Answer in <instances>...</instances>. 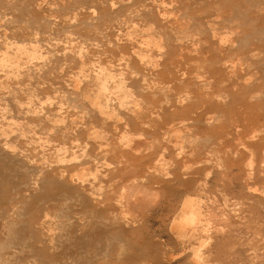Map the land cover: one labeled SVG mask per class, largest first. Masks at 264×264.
Masks as SVG:
<instances>
[{"label":"rangeland","instance_id":"1","mask_svg":"<svg viewBox=\"0 0 264 264\" xmlns=\"http://www.w3.org/2000/svg\"><path fill=\"white\" fill-rule=\"evenodd\" d=\"M1 155L0 264H264V0H0Z\"/></svg>","mask_w":264,"mask_h":264},{"label":"bare ground","instance_id":"2","mask_svg":"<svg viewBox=\"0 0 264 264\" xmlns=\"http://www.w3.org/2000/svg\"><path fill=\"white\" fill-rule=\"evenodd\" d=\"M256 1H258V0H256ZM167 4H168V3H167ZM148 6H149V5H148ZM233 7H234V6H233ZM98 8H99V7H98ZM253 9H254V8H253ZM95 13H96V12H95ZM242 13H243V12H242ZM256 13H257V12H256ZM249 15H250V14H249ZM247 16H248V15H247ZM249 17H250V16H249ZM158 22H159V21H158ZM155 31H156V30H155ZM100 37H101V36H100ZM183 41H184V40H183ZM211 41H212V40H211ZM212 43H214V41H213ZM95 44H96V43H95ZM139 44H140V43H139ZM170 45H171V44H170ZM235 47H236V46H235ZM216 49H217V48H216ZM197 51H198V50H197ZM37 58H38V57H37ZM131 61H132V59H131ZM120 63H121V62H120ZM124 63H125V62H124ZM172 64H173V63H172ZM92 67H93V66H92ZM93 74H94V73H93ZM218 74H219V73H218ZM151 77H152V76H151ZM202 87H203V86H202ZM229 88H230V87H229ZM109 89H110V88H109ZM131 89H132V88H131ZM107 92H108V91H107ZM213 93H214V92H213ZM166 100H167V99H166ZM71 101H72V100H71ZM4 104H5V103H4ZM78 107H79V106H78ZM79 109H80V108H79ZM41 116H42V115H41ZM133 127H134V124H133ZM203 131H204V130H203ZM248 131H249V130H248ZM198 135H199V134H198ZM247 137H248V136H247ZM87 140H88V139H87ZM56 141H57V140H56ZM202 141H203V140H202ZM184 142H185V141H184ZM75 146H76V145H75ZM103 147H104V146H103ZM64 150H65V149H64ZM59 152H60V151H59ZM5 153H6V152H5ZM82 154H84V153H82ZM179 155H180V154H179ZM2 156H3V155H1L0 158H1ZM12 158H14V157H12ZM222 158H223V157H222ZM6 159H7V158H6ZM15 159H16V158H15ZM178 159H179V158H178ZM239 161H240V160H239ZM78 163H79V162H78ZM76 165H77V164H76ZM23 166H24V165H23ZM138 168H139V167H138ZM28 170H29V169H28ZM236 170H237V169H236ZM11 171H13V170H11ZM17 171H18V170H17ZM27 173H28V172H27ZM63 173H64V172H63ZM63 173H62V175H63ZM65 173H66V172H65ZM18 176H19V175H18ZM25 176H26V175H25ZM30 176H31V175H30ZM56 176H57V175H56ZM4 177H5V175H4ZM7 177H8V176H7ZM57 177H58V176H57ZM57 177H56V179H58ZM60 177H62V176H60ZM66 177L69 178L70 176H67V175H66L65 178H66ZM5 178H6V177H5ZM31 178H32V177H30L28 180H30ZM233 178H234V176H233ZM6 179H7V178H6ZM26 179H27V178H26ZM48 180H50V179H48ZM51 180H52V179H51ZM54 180H55V179H54ZM58 180H59V179H58ZM71 180H72V179H71ZM71 180H70V181H71ZM26 181H27V180H26ZM30 181H31V180H30ZM32 181H34V180L32 179ZM35 181H36V179H35ZM35 181H34V182H35ZM14 182H15V181H14ZM18 182H19V181H18ZM37 182H38V181H37ZM40 182H41V181H40ZM40 182H38L37 184L39 185ZM56 182H57V181H56ZM63 182H64V179H63ZM73 182H74V181H73ZM91 182H92V181H91ZM19 183H20V182H19ZM24 184H25V183H24ZM20 185H21V183H20ZM30 185H32V184L30 183ZM35 185H36V183H35ZM16 186L18 187V185H16ZM32 186H34V185H32ZM25 188H26V187H25ZM25 188H23V189H25ZM64 188H65V187H64ZM66 188H67V187H66ZM71 188H72V187H71ZM10 189H11V188H10ZM10 189H9V191H11ZM13 189H14V187H13ZM36 189H37V188H36ZM43 189H44V188H43ZM43 189H42V190H43ZM53 189H54V188H53ZM67 189H70V188H67ZM15 190H16V189H15ZM54 190H56V189H54ZM247 190H248V189H247ZM18 191H19V190H18ZM24 191H25V193L27 192L26 190H24ZM24 191H22V192H24ZM30 191H31V190H30ZM46 191H47V189H46ZM20 192H21V191H20ZM20 192H19V193H20ZM57 192H59V190H57ZM19 193H18V194H19ZM29 193H30V192H29ZM31 194H32V193H31ZM74 194H75V193H74ZM74 194H72V195L74 196ZM22 195H23V194H22ZM48 195H50V194H48ZM78 195H79V194H78ZM124 195H125V194H124ZM24 196H25V195H24ZM24 196H22V197H24ZM73 196H72V197H73ZM125 196L128 198V200H129L130 202L132 201V199H133L134 197H135L134 199H135V200L137 199V201L140 199V194H139V193H136L134 196H132L131 194H127V195H125ZM18 197H19V195H18ZM25 197H28V196H25ZM70 197H71V196H70ZM82 197H83V196H82ZM141 197H142V196H141ZM32 198H33V197H32ZM43 198H44V197H43ZM22 199H23V198H22ZM26 199H27V198H26ZM35 199H36V198H35ZM91 199H92V198H91ZM159 199H160V198H159ZM23 200H24V199H23ZM38 200H39V199H38ZM84 201H85V200H84ZM139 201H140V200H139ZM33 202H34V201H33ZM97 202H98V200H97ZM16 203H17V202H15V204H16ZM24 203H26V202H24ZM34 203H35V202H34ZM138 203H140V202H138ZM19 204H20V203H19ZM19 204H18V205H19ZM28 204H29V203H28ZM32 204H33V203H31V205H32ZM85 204H86V202H85ZM98 204H99V203H98ZM20 205H21V204H20ZM34 205H35V204H34ZM93 205H94V204H93ZM139 205H140V204H139ZM14 206H16V205H14ZM23 206H24V204H23ZM29 206H30V205H29ZM79 206H80V205H79ZM83 206H84V205H83ZM97 206H98V205H97ZM16 207H17V206H16ZM16 207H14V209H15ZM20 207H22V206L17 207V209L20 208ZM30 207H31V206H30ZM30 207L28 208V210L30 209ZM136 207H137V206H136ZM25 208H26V207H25ZM25 208H23V209H25ZM31 208H32V207H31ZM37 208H38V207H37ZM140 208H142V207L140 206ZM14 209L12 210V212H13V213H16ZM23 209H22V210H23ZM138 209H139V208H138ZM22 210H21V211H22ZM28 210H27V212H30V211H28ZM32 210H33V209H32ZM32 210H31V211H32ZM141 210H142V209H141ZM16 211H18V210H16ZM40 213H41V212H40ZM19 214H20V213H19ZM33 214H35V213H33ZM12 215H13V214H12ZM41 217H42V216H41ZM56 218H57V216H56ZM136 220H137V219H136ZM134 221H135V219H134ZM170 224H171V223H170ZM128 225H129V224H128ZM14 226H15V225H14ZM18 226H19V225H18ZM169 226H170V225H169ZM51 231H52V230H51ZM100 236H102V235H100ZM20 237H21V236H20ZM51 242H52V241H51ZM78 242H79V241H78ZM81 244H82V243H81ZM1 246H2V245H1ZM78 246H79V245H78ZM133 253H134V252H133ZM182 253H183V252H182ZM185 253H186V252H185ZM196 255H197V254H196ZM135 257H136V256H135ZM172 258H173V257H172Z\"/></svg>","mask_w":264,"mask_h":264}]
</instances>
